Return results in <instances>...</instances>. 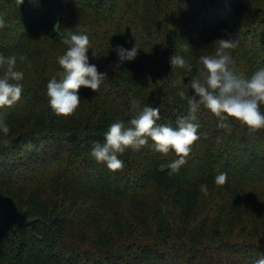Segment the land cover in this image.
I'll list each match as a JSON object with an SVG mask.
<instances>
[{"label": "trees", "instance_id": "obj_1", "mask_svg": "<svg viewBox=\"0 0 264 264\" xmlns=\"http://www.w3.org/2000/svg\"><path fill=\"white\" fill-rule=\"evenodd\" d=\"M0 15V54L15 55L24 73L20 100L0 109L10 128L0 132V264H255L264 256V129L252 133L232 118L219 127L201 106L200 138L178 174L168 167L176 154L157 152L151 139L118 154L122 170L91 156L111 123L128 126L133 99L175 127L188 113L178 93L193 94L188 82L216 40L238 42L230 51L237 75L264 68V0H0ZM69 33L89 37V63L106 78L97 92L81 87L79 108L63 117L46 90L60 78ZM118 46H135L136 58L121 62ZM173 55L192 70L172 68ZM221 172L228 180L212 193L201 178ZM238 182L257 213L234 200Z\"/></svg>", "mask_w": 264, "mask_h": 264}, {"label": "clouds", "instance_id": "obj_2", "mask_svg": "<svg viewBox=\"0 0 264 264\" xmlns=\"http://www.w3.org/2000/svg\"><path fill=\"white\" fill-rule=\"evenodd\" d=\"M19 4L23 0H18ZM5 27V19L0 15V29ZM67 45L66 52L58 57V64L62 72L53 76L47 83L46 95L51 109L57 116L69 117L75 114L80 106L81 98L78 95L81 87L89 88L93 92L99 91L106 74L100 73L97 67L89 63V37L85 34H72L62 41ZM217 47L214 55L200 57L203 69L197 78L188 82L193 94L188 96L184 91L178 95L188 104L187 115L178 116L175 127L170 124H158L160 120L159 108L141 106L139 100L133 99L131 106L136 113L128 122L111 123L104 133V143H95L91 156L98 163H104L111 171L122 170L123 161L118 154L127 149L139 151L148 144L149 139L157 152L167 155L170 151L178 157L169 164V175L178 174L180 168L187 163L193 144L199 140V124L195 123L196 113L201 106L210 111L219 121V127H227L224 123L229 118L239 121L252 133L264 129V113L260 111L264 105V68L258 69L250 78L237 75L233 70V59L230 51L237 47L238 42L233 39H218L214 42ZM121 62L134 60L138 49L131 50L117 47ZM21 61L26 56L21 55ZM172 68H183L188 71L192 66L179 55L170 58ZM17 57H5L0 54V109L11 107L22 96L23 85L20 83L24 73L17 70ZM0 132L7 135L10 128L3 119H0ZM227 181V173L221 172L215 178V183L222 186ZM255 264H264V256Z\"/></svg>", "mask_w": 264, "mask_h": 264}, {"label": "rangeland", "instance_id": "obj_3", "mask_svg": "<svg viewBox=\"0 0 264 264\" xmlns=\"http://www.w3.org/2000/svg\"><path fill=\"white\" fill-rule=\"evenodd\" d=\"M189 49H190V44L187 43L185 45V50L188 52ZM216 176L217 175L214 174L211 177H215L216 178ZM227 180H228V178H227ZM201 182L204 185V187H206L208 189L211 188L210 190H211L212 193H214L213 188H215L216 191L218 190V188L216 187L218 185L215 183V179H212V181H211V179L209 178V176L206 177V178H204V180H202V178H201ZM248 190H250V189H244V188H242V182H238L236 184V187H234V189H233V195H234L233 198H234V200L241 201V203H243V205L245 207H248L249 205H250L249 208L255 207L254 208L255 210L254 209H251V211L254 212V213H257L256 210L259 211L260 209L258 208V206L251 204V201H250L251 193H247ZM204 193L205 194H208L209 193V190H206L205 188L201 187V194L203 196H204ZM251 205L253 207H251ZM100 207H98V208H100ZM103 208H104V206L102 207L101 212L103 211Z\"/></svg>", "mask_w": 264, "mask_h": 264}]
</instances>
